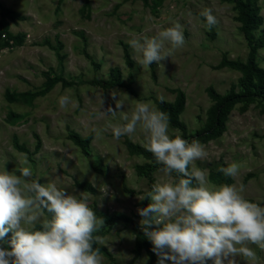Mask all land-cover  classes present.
<instances>
[{
  "label": "rangeland",
  "instance_id": "obj_1",
  "mask_svg": "<svg viewBox=\"0 0 264 264\" xmlns=\"http://www.w3.org/2000/svg\"><path fill=\"white\" fill-rule=\"evenodd\" d=\"M254 2L262 18L254 30L257 37L264 26V0ZM206 9L218 21L211 30L200 15ZM236 17L233 0H148L147 5L141 0H0V170L6 161V169L14 171L26 157L25 166L32 168L33 179L55 182L70 194L89 196L90 207L97 213L127 216L131 221L115 220L101 230L110 254H101L103 264H148L144 252L133 253L135 227L141 219L137 197L151 188L136 166L148 161L127 152L126 136L117 140L110 128L104 131L110 123H122L119 113L114 118L106 114L107 108L123 103L130 113L137 101L155 104L154 99L163 96L164 101L173 102L174 90L180 89L185 106L179 119L190 133L203 128L213 104L206 88L220 94L240 89V73L218 65L223 56L246 59L247 45ZM174 22L183 26L184 46L161 65L142 68L136 64L128 41L154 36ZM257 62L264 69V47L258 50ZM50 78L70 84L57 81L46 93L19 95L42 90ZM95 78H119L123 85L103 89L91 83ZM128 81L132 92L124 87ZM61 95H69L78 106L61 108ZM225 126L220 135L199 141L208 156L194 166L207 170L210 184L242 183L244 196L264 205L261 103L254 101L244 109L236 103ZM95 130L101 134L97 136ZM69 131L89 139L86 152L72 143ZM179 133L170 125V136ZM14 139L26 152L14 147ZM129 140L142 147L145 143L139 132ZM233 162L241 165L235 178L219 171ZM158 169L151 174L153 183L175 180L174 174L165 177ZM76 182L88 183L92 190L81 189ZM104 188L107 194L101 191ZM249 247L256 253L252 264H264V250ZM237 262L246 264L241 257Z\"/></svg>",
  "mask_w": 264,
  "mask_h": 264
},
{
  "label": "clouds",
  "instance_id": "obj_2",
  "mask_svg": "<svg viewBox=\"0 0 264 264\" xmlns=\"http://www.w3.org/2000/svg\"><path fill=\"white\" fill-rule=\"evenodd\" d=\"M211 30L217 19L211 9L200 13ZM136 64L147 68L161 65L185 44L183 26L174 22L154 36L128 41ZM161 103L164 97H158ZM61 108L78 106L69 95L58 99ZM122 123H110L114 139L143 134V147L165 177L137 197L148 200L137 212L139 226L151 242L157 264H238L237 257L252 264L256 253L249 245L264 250V205L249 201L240 183L213 185L206 169L194 166L208 153L198 140L170 136V119L151 101H137L131 112L123 103L109 106L106 114ZM96 135L101 133L95 130ZM0 170V264H103L100 247L108 242L98 233L105 219L90 207L87 195L70 194L55 182L33 179L27 158L14 171ZM241 165L233 162L219 169L235 178ZM95 187V184H93ZM107 194V188L101 190ZM39 225V227H37ZM11 233V238L6 239ZM8 245V246H5Z\"/></svg>",
  "mask_w": 264,
  "mask_h": 264
},
{
  "label": "trees",
  "instance_id": "obj_3",
  "mask_svg": "<svg viewBox=\"0 0 264 264\" xmlns=\"http://www.w3.org/2000/svg\"><path fill=\"white\" fill-rule=\"evenodd\" d=\"M141 1L144 5H147L148 3V0ZM233 2L234 9L237 13L236 19L240 25V30L246 41L247 55L245 61L230 60L223 56L218 65L219 67H231L240 73V78H238L237 80L240 89L238 91H235L234 88H232L228 93L220 94L214 88L210 86L207 87V95L213 102L207 115L208 121L203 128L198 129L193 133L188 132L184 122L179 119V115L181 114L185 106V95L180 89L174 90L175 98L173 102L164 101L163 103H161L159 99H154L156 107L168 114L170 125L180 131L178 135H181L189 142H191L192 140L207 142L209 139L220 135L225 130V121L227 119V115L231 107H233V105H235L236 103H241L242 109H244L249 103L259 101L262 105V111H264V69L261 68L257 62L258 50L264 47V26L259 36L256 37L254 34V30L260 25V23H262V18L258 14V7L256 6L254 0H233ZM128 63L130 64L129 60ZM57 81H60L61 83H63V85L70 84V82L63 80L62 78H50L47 80V84L42 90L30 94L21 93L19 95L35 96L40 93H46ZM130 82L131 81H128L124 85V87L128 91L132 92ZM91 83L98 85L103 89L115 85H123L119 78L113 80H100L95 78L91 80ZM35 137V149H38L40 142L38 137ZM68 138L74 145L78 146L81 151L86 152L87 144L89 142L88 138H82L77 133L71 131L68 132ZM13 145L17 150L26 152V148L18 144L17 139L13 140ZM124 145L129 154L140 155L148 161V163L145 165L136 166V171L140 174H143L148 179L149 185L151 186L153 184L151 174L160 166L155 163L152 154L146 151L145 148L141 145L133 143L127 137L124 138ZM174 176L175 180L179 179L176 174H174ZM76 185L79 186V188L87 191L92 190L91 185L88 183L76 182ZM146 201L147 199L144 201H140L141 207H145L147 205ZM96 214L98 216L104 217L105 223L107 224H110L115 220L131 221L130 218L124 215L114 214L111 217L107 214L97 212ZM101 234L102 232L100 231L98 235ZM10 238L11 233L8 234V237L6 239ZM150 244V241L144 235L140 226H136L133 244L134 255L139 256L142 252H144L148 257V264H157V256L152 252V246ZM96 247H100L102 255L107 257L110 256L108 250L104 246L96 245Z\"/></svg>",
  "mask_w": 264,
  "mask_h": 264
}]
</instances>
